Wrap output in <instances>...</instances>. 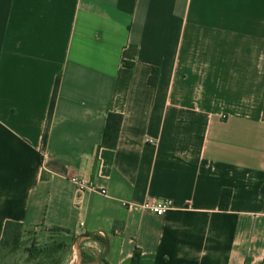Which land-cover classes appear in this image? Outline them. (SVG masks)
<instances>
[{"label": "crops", "instance_id": "crops-1", "mask_svg": "<svg viewBox=\"0 0 264 264\" xmlns=\"http://www.w3.org/2000/svg\"><path fill=\"white\" fill-rule=\"evenodd\" d=\"M8 220L73 232L66 264H264V0H0Z\"/></svg>", "mask_w": 264, "mask_h": 264}, {"label": "trees", "instance_id": "trees-1", "mask_svg": "<svg viewBox=\"0 0 264 264\" xmlns=\"http://www.w3.org/2000/svg\"><path fill=\"white\" fill-rule=\"evenodd\" d=\"M156 74L150 77L155 81ZM122 115L109 112L101 135L100 147L114 148L117 143ZM230 190L224 189L220 197V209L228 207ZM40 236L26 237L23 226L19 222L6 221L0 238V264H66L72 251L74 234L60 226H39ZM139 252L134 249L130 264L139 263ZM82 262L91 261L94 257L81 253ZM103 264H107L102 259Z\"/></svg>", "mask_w": 264, "mask_h": 264}, {"label": "built area", "instance_id": "built-area-1", "mask_svg": "<svg viewBox=\"0 0 264 264\" xmlns=\"http://www.w3.org/2000/svg\"><path fill=\"white\" fill-rule=\"evenodd\" d=\"M69 181L75 186L76 192L82 194L85 191L106 194V189L98 186L93 180L85 176H70ZM142 208L148 212L161 216L172 208V200L170 198H159L154 196L147 197L141 204Z\"/></svg>", "mask_w": 264, "mask_h": 264}, {"label": "rangeland", "instance_id": "rangeland-1", "mask_svg": "<svg viewBox=\"0 0 264 264\" xmlns=\"http://www.w3.org/2000/svg\"><path fill=\"white\" fill-rule=\"evenodd\" d=\"M40 227L39 226H33V227H25L23 230L28 233L26 235V237H30V236H37V237H41L39 232H40Z\"/></svg>", "mask_w": 264, "mask_h": 264}, {"label": "water", "instance_id": "water-1", "mask_svg": "<svg viewBox=\"0 0 264 264\" xmlns=\"http://www.w3.org/2000/svg\"><path fill=\"white\" fill-rule=\"evenodd\" d=\"M106 251L101 253L100 255H98L97 257H95L93 260L91 261H86V262H81L80 264H103L102 263V259H104V256L106 254Z\"/></svg>", "mask_w": 264, "mask_h": 264}]
</instances>
